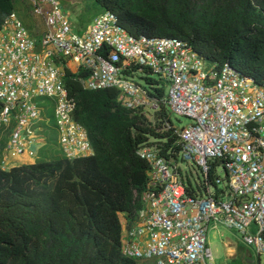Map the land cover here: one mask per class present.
Segmentation results:
<instances>
[{
	"label": "built area",
	"instance_id": "2783aa9c",
	"mask_svg": "<svg viewBox=\"0 0 264 264\" xmlns=\"http://www.w3.org/2000/svg\"><path fill=\"white\" fill-rule=\"evenodd\" d=\"M45 30L35 37L14 12L0 30V130L9 132L7 150L18 156L45 135L43 105L52 100L62 153L70 160L94 154L88 131L74 119L76 102L68 71L84 90L116 89L128 109L155 112L158 89L164 103L192 124L174 130L179 158L203 172L204 194L192 196L181 168L157 146L137 154L150 165L143 209L122 218L124 257L152 264H212V226L236 230L244 244L264 257V84L230 64L204 60L176 38L134 36L113 11H103L80 32L61 0H29ZM146 74L145 83L136 77ZM39 126V128H37ZM36 145V144H35ZM226 173L212 182L213 163Z\"/></svg>",
	"mask_w": 264,
	"mask_h": 264
},
{
	"label": "trees",
	"instance_id": "16d2710c",
	"mask_svg": "<svg viewBox=\"0 0 264 264\" xmlns=\"http://www.w3.org/2000/svg\"><path fill=\"white\" fill-rule=\"evenodd\" d=\"M95 2L134 36L182 40L207 62L230 64L264 84V0ZM14 12L13 0H0V30ZM65 83L94 154L74 160L42 155L31 165L0 168V264H145L123 256L122 218L134 219L144 207L150 165L137 154L142 146L181 161L178 135L165 129L172 123L166 87L158 89L161 109L151 121L144 109L122 106L116 89L84 90L70 71ZM186 184L190 195L203 196L204 181Z\"/></svg>",
	"mask_w": 264,
	"mask_h": 264
},
{
	"label": "rangeland",
	"instance_id": "374dc122",
	"mask_svg": "<svg viewBox=\"0 0 264 264\" xmlns=\"http://www.w3.org/2000/svg\"><path fill=\"white\" fill-rule=\"evenodd\" d=\"M13 3L15 13L19 20L22 21L27 29L32 32L33 36L40 37L45 30V27L43 24H41L40 20L33 16V9L29 0H13ZM61 4L64 10L69 14L72 23L75 24L78 31L84 29L82 31L85 32L94 22V20L103 12V9L95 2V0H61ZM141 76L145 78L146 74L136 77L138 82L145 83L144 79H140L142 78ZM163 84L167 88L168 93V84ZM45 102L46 105L42 106L43 117L45 119L43 124L45 127L41 126L45 129V132L42 131L44 132L45 138H37L35 139L34 143L37 147L44 145V147L40 149L42 153L41 156L43 155L46 158L53 159L59 158L62 155V149L60 146V136L56 124L55 105L52 100L47 99ZM149 114V119L154 121L155 112L152 113L149 111ZM170 115L174 127L178 130H181L182 128L192 124V120L187 117H178L171 112ZM37 128H39V126H37ZM8 141L9 132L5 130L0 133V146L2 144H6ZM29 153L30 150H27L24 154L27 155ZM23 155L20 156V159H24L26 157ZM4 157V150L0 149V168L3 169H5L3 167V164L5 163ZM178 165L181 168L182 177L186 183H188V180H191L193 186L197 187V185L204 181L205 176L195 163L180 161ZM216 175L218 178H220L222 185L227 183L226 173L223 169L219 168L216 172ZM208 242L215 258V261L212 264H264V257H259L254 249L247 247L244 244L241 235L236 230L226 229L222 226H220L218 230H213L211 226L208 233ZM228 243L232 245L231 247L237 248L239 250L242 249L238 258L233 260L227 258L226 253L229 249Z\"/></svg>",
	"mask_w": 264,
	"mask_h": 264
},
{
	"label": "crops",
	"instance_id": "0c3cea01",
	"mask_svg": "<svg viewBox=\"0 0 264 264\" xmlns=\"http://www.w3.org/2000/svg\"><path fill=\"white\" fill-rule=\"evenodd\" d=\"M74 26H75V24H74ZM82 30H84V29H81L80 32H84ZM40 126H42L41 123H40ZM8 142H7V145H8ZM42 147H44V145H42L40 147H37L35 144L32 145L31 148L29 149L30 153L27 155L24 154L26 156L24 159H20V156H18L16 154L9 153L7 150V147H6L4 150V154H5L4 161H5V163L3 164L4 165L3 167L5 169H10L12 167H16V166H20V165H31V164L36 163L37 160L40 159V156L42 154L41 150H40ZM6 153H7V155H6ZM231 246L232 245H230V243H228L229 249H228V252L226 253V255H227L228 259L233 260V259H236L239 257V253L242 251V249L239 250V249L231 247Z\"/></svg>",
	"mask_w": 264,
	"mask_h": 264
}]
</instances>
